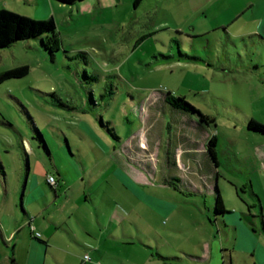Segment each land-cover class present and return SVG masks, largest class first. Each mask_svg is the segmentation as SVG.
Returning a JSON list of instances; mask_svg holds the SVG:
<instances>
[{
  "label": "rangeland",
  "instance_id": "374dc122",
  "mask_svg": "<svg viewBox=\"0 0 264 264\" xmlns=\"http://www.w3.org/2000/svg\"><path fill=\"white\" fill-rule=\"evenodd\" d=\"M1 8L34 19L52 16L58 41L51 53L41 43L51 33L0 48V72L29 68L0 83V213L23 217L22 209L34 211L36 200L42 215L58 212L62 198L55 197L66 187L57 168L86 165L94 167L96 182L99 167L110 169L101 174L98 195L101 212H114L116 221L131 210L140 214L139 227H160L143 199L170 198V233L157 240L149 235L154 245L232 241L230 230L227 237L209 222L212 186L226 206L243 207L250 220L257 216L260 228L254 196L264 209V135L249 130L247 121L264 123V38L250 35L262 0H0ZM167 92L183 96L208 119L173 108L164 101ZM213 135L217 164L205 147ZM129 168L135 202L124 185L111 190L113 175L106 178ZM173 176L182 184L161 186ZM84 184L67 193L81 196ZM24 200L29 203L22 207ZM8 223L1 220L0 231ZM1 238L0 264H9Z\"/></svg>",
  "mask_w": 264,
  "mask_h": 264
},
{
  "label": "crops",
  "instance_id": "0c3cea01",
  "mask_svg": "<svg viewBox=\"0 0 264 264\" xmlns=\"http://www.w3.org/2000/svg\"><path fill=\"white\" fill-rule=\"evenodd\" d=\"M262 2L264 4V0ZM249 8H252V4ZM246 10L247 8L242 13ZM238 17L239 15L234 19ZM256 18L257 26L250 35L263 39L264 9ZM178 164L184 165L180 160ZM66 168L70 173L57 168V180H62L66 187L64 195L58 194L55 197L62 198L61 201L58 200L61 204L56 206L57 200L52 203L61 208L58 212L42 215L40 210L43 205L36 200L37 207L34 211L28 207L27 210L22 209L23 217L18 218L13 212L0 213V221L9 222L8 227L0 231L4 245L9 247V254H6L9 264H264V209L256 195L254 197L260 210V228L254 220L257 216L250 220L248 210L236 207L234 203L226 206L221 197L225 212L217 214L213 211L209 222L227 237H230L231 232L232 241L204 245L200 243L198 247L180 244L165 248L157 241L154 245L149 235L154 236L156 240L158 237L169 235L168 221L173 214L169 197L146 195L143 199L150 208L148 214L158 219L162 224L160 227H139L137 217L140 218V214L136 213V217L131 210L129 217L128 214L119 213L120 217L116 221L114 212L108 216L101 212V196L98 195L101 174L109 168L101 171L99 167V182L92 180L95 175L92 172L94 167L88 169L86 165H81L80 169L77 165H67ZM133 169H127L126 174L120 171V175L112 171L106 176L107 179L114 176L110 178L113 192L124 185L129 202L131 199H134V202L137 199V191L132 188V185L136 184L131 179L133 174L130 170ZM69 175L71 177H68ZM177 178L178 183L182 184V178ZM78 182L85 183L82 195L76 197L68 194L69 191L73 192V187ZM161 183L162 187L170 188L168 181ZM59 186L54 187L56 192L60 191ZM210 188L214 189L213 186ZM28 203L29 201L24 200L22 207L28 206ZM33 213L35 216H32ZM225 214H228V217ZM127 222H132L135 226L128 225ZM249 223L253 225V231ZM31 227L40 232L41 236L35 238ZM260 231L262 235L259 234ZM86 254L90 256L89 260L83 259Z\"/></svg>",
  "mask_w": 264,
  "mask_h": 264
},
{
  "label": "trees",
  "instance_id": "16d2710c",
  "mask_svg": "<svg viewBox=\"0 0 264 264\" xmlns=\"http://www.w3.org/2000/svg\"><path fill=\"white\" fill-rule=\"evenodd\" d=\"M57 1L66 4H74L81 0H57ZM140 1L141 0H134V5H136ZM54 30H55V21L52 16H49L48 18L45 19H34L6 8L0 9V48L10 46L11 44H13L18 40L42 37L43 34L51 33L52 36L48 37L49 41L44 42V40H41V43L44 46V48L48 49L51 53L53 51V49H51L52 48L51 44L54 45V49H55L57 47V41H58L56 37H54L53 34ZM28 71H29L28 66L22 65L0 72V83L5 79L24 76L28 73ZM164 101L170 104L175 109H180L187 112H195L198 113L202 119H208L197 108L189 104V102L183 96H175L167 92L164 94ZM33 125L32 127L37 133L38 138L40 139L41 143L49 153L43 134L35 125L34 126ZM247 128L249 130L264 135V123L254 118H250L247 121ZM109 130L111 131L112 129ZM112 134L114 135L113 132ZM215 145H216V138L215 135H213L208 139L205 147L209 157L212 159V161L215 164H217ZM27 172H28V166L26 167V174ZM174 180H176L177 182L179 181L177 177H173L171 178L169 183L174 187H177V185L173 182ZM214 188L216 191L214 211L217 214H221L225 212V208L223 206L222 199L220 193L217 190V187L215 186Z\"/></svg>",
  "mask_w": 264,
  "mask_h": 264
},
{
  "label": "built area",
  "instance_id": "2783aa9c",
  "mask_svg": "<svg viewBox=\"0 0 264 264\" xmlns=\"http://www.w3.org/2000/svg\"><path fill=\"white\" fill-rule=\"evenodd\" d=\"M47 182L53 187H55L57 185L56 179L53 175L47 176ZM31 230H32V234L34 237H40L41 236L40 232L36 231L33 227H31ZM83 259L89 260L90 256L88 254H86L83 256Z\"/></svg>",
  "mask_w": 264,
  "mask_h": 264
}]
</instances>
